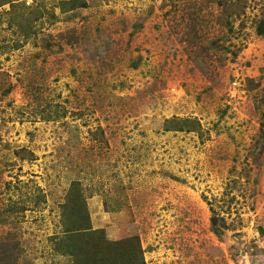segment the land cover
I'll return each mask as SVG.
<instances>
[{"label":"rangeland","instance_id":"rangeland-1","mask_svg":"<svg viewBox=\"0 0 264 264\" xmlns=\"http://www.w3.org/2000/svg\"><path fill=\"white\" fill-rule=\"evenodd\" d=\"M260 25L264 0H0V264H73L71 188L144 264H264Z\"/></svg>","mask_w":264,"mask_h":264},{"label":"trees","instance_id":"trees-1","mask_svg":"<svg viewBox=\"0 0 264 264\" xmlns=\"http://www.w3.org/2000/svg\"><path fill=\"white\" fill-rule=\"evenodd\" d=\"M263 27L259 26L260 33H263ZM68 196L69 201L67 199L62 207L61 234L50 238L57 253L71 258L73 264H118L113 261L114 250L121 247L122 243L104 242L101 238L102 232L91 229L87 211L77 189L71 188ZM120 249L125 258L124 264H144L143 251L136 239L131 238Z\"/></svg>","mask_w":264,"mask_h":264}]
</instances>
